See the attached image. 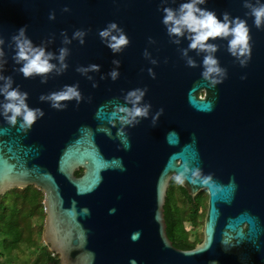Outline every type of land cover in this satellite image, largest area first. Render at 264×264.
<instances>
[{"label":"water","instance_id":"water-1","mask_svg":"<svg viewBox=\"0 0 264 264\" xmlns=\"http://www.w3.org/2000/svg\"><path fill=\"white\" fill-rule=\"evenodd\" d=\"M181 2L0 0L3 74L28 93L29 107L44 112L30 129L0 116V196L29 185L43 193L42 238L59 264H264V28L245 16L243 0L201 6L218 18L227 11L245 19L252 37L245 67L227 52L226 40L212 41L227 70L213 86L201 75L203 54L189 51L197 66L188 67L179 51L188 41L171 43L161 22L158 9ZM52 11L55 19L49 20ZM109 22L129 38L120 53L98 35ZM25 25L34 45L51 37L46 51L69 49L65 72L41 83L39 76L25 79L14 71L20 65L12 60L11 36ZM77 29L86 30L84 44H62L61 31L71 39ZM113 60L120 61L118 67ZM89 64L100 66L87 74L92 80L76 71ZM113 69L119 72L115 81L108 75ZM72 84L83 97L78 105L67 101L66 109L56 110L39 100ZM136 88L147 89L142 103L151 108L147 118L128 124L120 108ZM178 175L191 197L207 193L201 240L191 249L176 247L166 232L163 206Z\"/></svg>","mask_w":264,"mask_h":264},{"label":"clouds","instance_id":"clouds-1","mask_svg":"<svg viewBox=\"0 0 264 264\" xmlns=\"http://www.w3.org/2000/svg\"><path fill=\"white\" fill-rule=\"evenodd\" d=\"M161 5H164L168 0H160ZM207 0H183L178 7L170 6L162 7L158 10L162 11V24L166 28L170 42L176 45L181 43V38L188 41L187 47L180 49L181 57L185 60L188 67H196L197 62L188 55L189 51H195L199 56L203 54L201 73L205 80H208L211 85L215 86L227 77V70L220 66L219 60L215 53L219 50V45L212 42L217 39L227 41V52L239 62L240 66L245 67L251 58L252 37L250 28L245 19L240 17H232L229 12L221 13L222 18H218L214 10H209L205 5ZM243 7L248 9L245 16L253 18V24L257 29L264 28V3L260 0H243ZM63 12H68L70 9L64 7ZM49 20L55 19V12H49ZM27 25L21 27L16 34L11 36V47L14 49L12 60L20 67L14 69L23 75L25 79L35 76L41 77V83H46L50 74L55 73L60 75L68 68L66 58L69 55L67 47H61L58 54L51 51H46L43 46L46 42H51V37L48 41H42L41 45H34L32 40L26 35ZM62 44H70L73 39L78 40L81 45L84 44L86 30L77 29L73 32L72 38L69 39L66 31H61ZM101 41L113 53H120L130 43L128 36L123 29L115 22H109L107 26L98 33ZM148 42L155 43L152 37H148ZM5 40L0 37V116L9 124L17 125L21 129H30L32 125L41 117L44 112L41 108L29 107L27 103L28 93L20 90V86L13 87L14 80L12 76L4 75L3 71L7 63L3 45ZM145 58L149 56L147 50L144 51ZM55 60L57 64L52 63ZM152 64H157L155 59L150 61ZM112 63L117 67L120 64L119 60H113ZM100 66L98 64H89L87 67L78 66L76 71L81 75L92 80L89 72H98ZM148 74L155 78V73L151 68L148 69ZM115 81L119 72L113 69L108 74ZM242 76L241 79H245ZM101 79H104L101 76ZM93 87L97 84L93 82ZM146 88H136L127 92L124 97L126 106L120 108L124 113L122 119L128 123H139V118H147L149 116L151 105L142 103L143 97L146 94ZM82 94L78 84L64 85L58 91H52L47 94H41L39 100L41 102H49L50 106L56 110H64L67 104L64 102L75 100L77 105L82 100ZM130 104L131 107L127 105ZM163 109H159L155 116L152 117L153 122L156 117L161 115ZM184 177L178 175L175 180L179 184L184 183ZM209 264H218L216 260H210Z\"/></svg>","mask_w":264,"mask_h":264},{"label":"trees","instance_id":"trees-1","mask_svg":"<svg viewBox=\"0 0 264 264\" xmlns=\"http://www.w3.org/2000/svg\"><path fill=\"white\" fill-rule=\"evenodd\" d=\"M82 169L75 171L78 176ZM13 196L12 204H7L4 197L0 196V238L1 244L7 234H13L14 238L29 240L31 236L32 218L37 216L42 221L45 217L43 211V193L33 185L25 188H14L10 191ZM201 194L191 197L186 190L176 182L175 178L170 180L165 203L164 218L166 232L172 243L181 249H191L197 244L201 237L191 239V233L185 227L184 219L196 209V200ZM178 202L180 204H178ZM11 221V222H10ZM10 223V224H9ZM9 225V226H8ZM26 236H29L28 238ZM31 245V244H30ZM29 246V245H28ZM31 247V246H29ZM41 255L36 256L34 264H59L57 254L50 251L45 244H41ZM0 264H3L0 259Z\"/></svg>","mask_w":264,"mask_h":264},{"label":"rangeland","instance_id":"rangeland-1","mask_svg":"<svg viewBox=\"0 0 264 264\" xmlns=\"http://www.w3.org/2000/svg\"><path fill=\"white\" fill-rule=\"evenodd\" d=\"M199 193L201 196L196 200L197 206L195 211L193 214H190V216L184 219L185 227L191 233V239L201 237L203 227V219L207 203V193L205 190H201ZM12 196L13 195L10 194V192H7L5 196H3L4 201L7 202V204H12ZM178 204L180 203L178 202ZM32 220L33 224L31 227L32 230L29 240L20 238L16 240L14 235L11 233L4 237L5 240H3L1 244L2 238H0V259L2 260L3 264H34L36 256H39V254L41 255L43 250L40 248V245L45 244L42 238L44 219L42 221V227L41 220L37 216H34ZM26 237L28 238L29 236Z\"/></svg>","mask_w":264,"mask_h":264}]
</instances>
